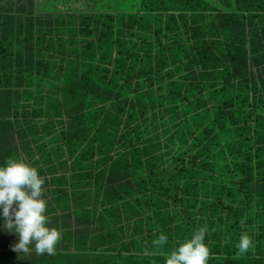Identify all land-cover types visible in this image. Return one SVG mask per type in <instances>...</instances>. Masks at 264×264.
<instances>
[{
	"label": "trees",
	"instance_id": "1",
	"mask_svg": "<svg viewBox=\"0 0 264 264\" xmlns=\"http://www.w3.org/2000/svg\"><path fill=\"white\" fill-rule=\"evenodd\" d=\"M210 1L155 0L145 13L73 16L74 57L83 46L90 59L83 62L89 73L82 82L79 75L84 71L73 59V131L95 129L98 136L89 132L90 142L81 153L92 156L97 147L111 163H103L104 172L112 178L122 176L117 183L109 182L116 193L112 200L126 204L125 213L116 216L118 223L122 216L130 223L145 220L141 228L169 237L162 247L165 252L174 248L173 241L190 236L188 231L206 226L205 243L213 264H264L258 257H264V234L256 235V230L264 231V0H218L227 10L234 5L230 13L217 12ZM34 28L30 22L28 38L36 46L45 44L47 35L35 39ZM87 35L89 39L82 38ZM1 52L8 82L0 79V87L24 84L20 77L28 68L21 67L22 57L15 64L13 48L8 55ZM103 60L106 66L100 65ZM54 80L62 83L60 78ZM62 86L65 93L71 85ZM132 97L139 111L131 116L125 103ZM132 124L138 125L132 128ZM117 134L129 146L112 158ZM176 144L183 153L172 156ZM80 158V165L87 161L83 155ZM173 161L180 167H173ZM257 175L263 176L256 186L262 194L255 204L249 202L254 191L246 192L247 201L240 194ZM208 188L217 195L199 202ZM188 207L203 217L184 213ZM244 233L251 248L240 254L236 245ZM157 259V264H164V256ZM31 262L12 254L0 260V264L36 263Z\"/></svg>",
	"mask_w": 264,
	"mask_h": 264
},
{
	"label": "rangeland",
	"instance_id": "2",
	"mask_svg": "<svg viewBox=\"0 0 264 264\" xmlns=\"http://www.w3.org/2000/svg\"><path fill=\"white\" fill-rule=\"evenodd\" d=\"M145 1L148 5L144 3V0H0V79L4 83L8 82L4 75L3 60L6 59L2 50L8 55V49L13 48L12 57L15 58V64L22 57L21 67L28 68V72L20 77V81L24 84L16 85L11 82L13 84L11 86L1 85L0 87V163L12 157L22 159L37 168L39 174L45 179L44 198L47 201L49 225L57 227L61 233L54 254L38 255L35 251H31L17 256L11 248L16 236L12 233L0 232V260L12 254L15 259L22 261L29 258L37 264H157L160 261L157 258L167 253L153 245L152 241L158 236L153 229L148 231L145 229L146 226L141 228L145 220L138 223L134 219L130 223L122 216L121 223L116 221L118 218L116 216L125 213L126 204L112 200L113 194L116 193L110 190L109 182L112 179L117 183L122 176L118 174L112 178V175L104 172L106 165L103 170V163L107 162L109 166L111 163L97 147L92 156L89 153H81L82 147L90 142L92 133L95 137L98 136L95 129L93 132L91 130L73 131V81L75 80L73 59L79 61L84 71V74L80 71L81 82L84 78L86 79L85 73L88 69L83 66V62L89 63L90 59L85 56L87 50L83 49V46L79 47L80 53L74 57L73 25L70 21H73V16L78 19L81 15L94 18L100 14L145 13L146 9L153 6L155 0ZM210 2L217 12L235 11L234 5L232 9L227 10L218 0ZM30 22L35 26L33 33L35 39L43 34L47 35L45 44L36 46L34 39L31 41L28 38L26 28ZM63 28L66 30L64 31ZM100 33L101 31L97 33V36ZM88 36L82 38L89 39ZM31 42L33 47L30 46ZM85 44L82 41V45ZM100 62H102L101 66H106V60ZM119 62L116 58L115 63ZM60 68L64 70L59 73ZM55 78H60L62 83L71 85L65 93L61 91L64 88L62 83L55 81ZM40 79L49 83H39ZM121 83L122 80L120 85ZM133 86L134 93L136 91ZM125 89L128 90V88ZM37 98L43 99L41 101ZM134 102L135 98L132 97L125 103L131 116L139 111L136 107L137 103L134 104ZM109 107H111L110 103ZM135 116L140 119L139 114ZM135 116L131 117V121ZM136 125L138 124H132V128ZM163 130L158 135H162ZM89 132L92 133L86 139ZM152 133L156 137L157 133ZM142 134H145L143 129ZM76 137L78 142L75 141ZM134 137L135 134H133ZM140 137L142 138V136L138 138ZM163 141L166 142L165 138ZM128 143L129 141L123 142L121 136L117 134L113 144L116 151H111L109 155L115 158L116 152L124 146L127 147ZM102 144L104 146V143ZM167 144L163 147L166 148ZM172 148V156L183 153V150L178 148V144ZM80 155L87 160L82 162V165H80ZM174 162H172L173 167H180ZM102 170L104 175H101ZM259 177L257 175L256 179L251 178L244 184L240 198L247 201L246 192L254 191L249 202L255 204L260 202L262 189L256 186L257 181L263 176ZM133 189L136 190V188ZM86 192L88 196L85 195ZM206 193L204 197L199 198V202L207 195L213 198L217 195L213 196L209 188ZM206 200L210 203L214 199ZM185 210L187 213L193 211L189 207L183 208L184 213H186ZM198 211L194 209L193 212L197 214L195 217H203L202 212ZM179 219L182 217L179 216ZM129 223L131 227L126 226ZM257 226L256 224L255 227ZM188 233L192 232L188 231ZM260 233L263 235L264 231L256 230V235ZM181 235L184 233L180 236L177 234L180 239L183 238ZM205 240H207L206 237ZM172 244L175 247L176 241ZM208 264L213 263L208 260Z\"/></svg>",
	"mask_w": 264,
	"mask_h": 264
},
{
	"label": "clouds",
	"instance_id": "3",
	"mask_svg": "<svg viewBox=\"0 0 264 264\" xmlns=\"http://www.w3.org/2000/svg\"><path fill=\"white\" fill-rule=\"evenodd\" d=\"M44 185L45 179L37 168L24 160L9 157L0 163V232L16 236L11 248L17 256L31 251L52 255L60 240L59 229L49 225ZM207 231L206 226H201L178 240L165 254L164 264H208ZM167 242L168 236L163 232L152 241L156 248H162ZM236 247L240 254L248 252L250 237L242 234Z\"/></svg>",
	"mask_w": 264,
	"mask_h": 264
}]
</instances>
